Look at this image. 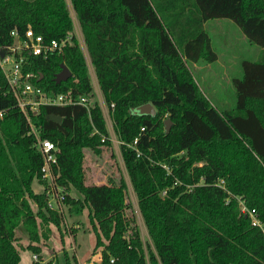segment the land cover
<instances>
[{"label":"trees","instance_id":"16d2710c","mask_svg":"<svg viewBox=\"0 0 264 264\" xmlns=\"http://www.w3.org/2000/svg\"><path fill=\"white\" fill-rule=\"evenodd\" d=\"M70 3L149 234L147 247L127 211L124 177L86 182V150L101 155L111 142L68 0H0V49L24 40L29 28L45 43L70 38L47 58L27 53L25 71L37 75L33 83L48 96L89 98L90 110L49 105L28 116L59 150L58 184L81 195L67 196L66 205L71 214L87 211L93 255L101 249V264H264V231L241 212L245 205L264 225V0ZM217 19L238 25L263 58L244 61L235 108L223 111L202 93L188 66L219 61L205 26ZM65 64L72 77L58 84L55 76ZM145 104H153L156 115L136 112ZM0 112V264H21L19 227L29 237L27 248L39 255L40 243L49 242L64 219L34 191V180L44 182L42 154L2 67ZM65 264H73L67 253Z\"/></svg>","mask_w":264,"mask_h":264},{"label":"rangeland","instance_id":"374dc122","mask_svg":"<svg viewBox=\"0 0 264 264\" xmlns=\"http://www.w3.org/2000/svg\"><path fill=\"white\" fill-rule=\"evenodd\" d=\"M68 6L74 21V35L77 38L79 47H81L84 53L95 98L103 110L102 112L107 122V129L110 132L109 138L111 145L104 146L101 155H96L90 149L86 150L87 155L84 166L87 169L86 182L101 185L107 183L111 178L118 181L120 177H124L128 183L127 199L131 205V208L127 211H132L133 216L136 217V223L140 227L145 247H147V244H151V241L146 231L143 217L140 214L138 201L129 181L126 167L123 163L120 143L113 129L112 118L109 114L105 99L102 96L94 66L91 64L88 49L84 43V35L80 29L76 13H74L70 0H68ZM205 26L211 37V43H213V47L218 54L219 61L214 64H207L203 61L197 64L189 63L188 66L196 78L202 93L206 95L218 111L235 108L237 102L235 80L237 78H243L244 61L253 62L263 59L262 50L257 44L247 41L240 27L229 20L217 19L207 22ZM85 47L86 50L84 51ZM33 188L37 193L46 194L47 192V186L43 183L39 184L37 180H34ZM66 191L70 196L81 197L73 188L68 189L66 187ZM34 207L36 208V205ZM62 217L64 219L62 229L58 230L53 226L51 240L40 243V263L65 264L66 253L73 263L88 262L94 253L93 248L96 237L92 232L87 211L80 215L71 214L69 213V207L66 205L64 216ZM17 237L16 246L21 254V264H32L34 254L27 248L30 241L22 226L17 230ZM99 251L101 249L97 252Z\"/></svg>","mask_w":264,"mask_h":264},{"label":"built area","instance_id":"2783aa9c","mask_svg":"<svg viewBox=\"0 0 264 264\" xmlns=\"http://www.w3.org/2000/svg\"><path fill=\"white\" fill-rule=\"evenodd\" d=\"M15 35L17 33L14 32ZM18 37V35H17ZM70 41V38L58 42L52 40L45 43L43 37L36 36L30 28L27 30L24 40L17 39L16 43L9 47L8 50L0 49V67H2L7 82L10 85L12 93L18 100V104L28 119L30 125V133L36 137V147L41 152L43 158L42 178L43 184L47 186L46 200L50 210H55L61 216H64L66 207V197L69 196L66 187L58 184L57 179L61 176V167L58 162V152L56 145L49 140L43 139L39 129L33 124L28 116L29 111L36 112L40 106H84L87 110L89 107V98L83 96L79 99L73 98L71 94L48 96L39 86L33 83V79L37 77L34 72L25 71L27 63V53L33 55H42L44 58L54 52H62L64 45ZM83 43V41H82ZM85 43V41H84ZM86 47L84 48V51ZM1 52L4 56L1 57ZM2 112H0V117ZM144 130V128H142ZM138 139L134 142L136 144ZM224 182V181H223ZM223 184V183H222ZM241 212L250 216L254 226H259L264 231V225L255 216V212L248 211L245 205H242ZM33 261H39V255H33ZM103 261V252L99 251L93 255L88 262L73 264H101Z\"/></svg>","mask_w":264,"mask_h":264},{"label":"water","instance_id":"95a60500","mask_svg":"<svg viewBox=\"0 0 264 264\" xmlns=\"http://www.w3.org/2000/svg\"><path fill=\"white\" fill-rule=\"evenodd\" d=\"M3 56H4V52H1V57ZM71 77H72V72L69 69V67L65 64L62 66V71L55 76V82H57L58 84H62ZM136 112L139 113L140 115H150V116L156 115V109L153 106V104L142 105L136 109ZM52 116L54 120H56L57 122L59 123L62 122V118L60 116H55V115ZM171 125H172V121L170 119L165 121V130L167 131V133L170 132Z\"/></svg>","mask_w":264,"mask_h":264}]
</instances>
